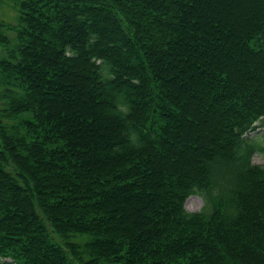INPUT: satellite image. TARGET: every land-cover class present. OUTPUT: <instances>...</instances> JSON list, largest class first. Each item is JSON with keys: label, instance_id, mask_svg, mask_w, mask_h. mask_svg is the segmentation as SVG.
<instances>
[{"label": "trees", "instance_id": "trees-1", "mask_svg": "<svg viewBox=\"0 0 264 264\" xmlns=\"http://www.w3.org/2000/svg\"><path fill=\"white\" fill-rule=\"evenodd\" d=\"M6 1L0 264H264V161L240 145L264 126V0L223 23L219 0ZM84 105L112 123L108 168L68 137L95 131ZM124 195L146 229L115 227Z\"/></svg>", "mask_w": 264, "mask_h": 264}, {"label": "rangeland", "instance_id": "rangeland-1", "mask_svg": "<svg viewBox=\"0 0 264 264\" xmlns=\"http://www.w3.org/2000/svg\"><path fill=\"white\" fill-rule=\"evenodd\" d=\"M231 1V2H230ZM261 2V1H260ZM259 0H219L218 3L214 6L212 4H208L207 8L214 13L212 15V19L218 16L220 23H223L224 20L227 22H233L235 19L242 17L241 19L245 21V18L249 13L254 16L256 11L255 8H259L260 6ZM215 8H213L212 6ZM211 6V7H210ZM206 8V9H207ZM13 9L9 5L8 1L0 0V20L3 21H12L13 18ZM231 14V15H230ZM230 15V17H229ZM236 16V18H235ZM238 17V18H237ZM230 18V20L228 19ZM223 19V20H222ZM243 21V22H244ZM251 21V20H249ZM208 24V22H206ZM209 26V25H208ZM227 58H229L226 55ZM81 67V65H79ZM77 66V67H79ZM237 68V67H236ZM243 70V67H242ZM63 97H61L62 99ZM65 99V97L63 98ZM66 100V99H65ZM89 104V103H88ZM58 105V103H56ZM83 110L81 113L74 110H68L67 114L69 116H75L76 118H83L82 121L88 119L91 115L93 120L91 126L96 127L95 131L93 129V133L91 136H85L79 129L81 127V123H67L66 128L68 130V137L70 139H75L79 141V149H88L87 153L92 154L96 157H92L93 159H89V165L93 163L99 164L97 166L102 167H110L111 163H103L100 160V156L103 153L109 152V148L106 147L110 142L114 141V129L112 127V123L108 121L101 115V109L96 107L86 108L87 105L82 106ZM51 112H55V108H51ZM264 123L262 120H257L256 123ZM84 123V122H83ZM92 126V127H93ZM77 129V130H76ZM245 144L251 145L254 152L252 153L250 159L251 162L254 163H262L264 161V126L257 128L254 131L249 132L245 137L242 138L241 147H244ZM240 148H238V151ZM99 158V159H98ZM165 163V161H163ZM187 168L190 167V162L185 165ZM119 203H115L108 210V215L115 216L120 215L121 220L118 224L113 227H126V228H134L136 230H141L142 228L146 229V226L140 225L141 220H146L149 214L152 213V210L155 208H149L148 210H144L147 208L144 202L138 200H130L129 195L122 196L121 201ZM203 201L200 195L194 194L187 197L184 201V208L187 211H197L200 209ZM132 232V231H131Z\"/></svg>", "mask_w": 264, "mask_h": 264}]
</instances>
